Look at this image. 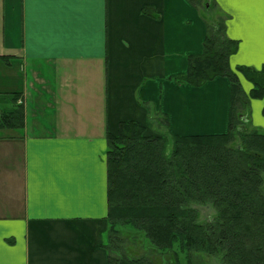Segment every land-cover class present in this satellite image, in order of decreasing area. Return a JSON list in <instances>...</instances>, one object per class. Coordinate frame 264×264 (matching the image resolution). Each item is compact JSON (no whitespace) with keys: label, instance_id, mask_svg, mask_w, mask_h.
Listing matches in <instances>:
<instances>
[{"label":"crops","instance_id":"0c3cea01","mask_svg":"<svg viewBox=\"0 0 264 264\" xmlns=\"http://www.w3.org/2000/svg\"><path fill=\"white\" fill-rule=\"evenodd\" d=\"M214 1L239 43L231 68L262 69L264 4ZM206 34L188 0H0V95L19 96L26 123L0 133V264L109 263L106 136L121 122L166 115L172 135L229 131L227 79H172ZM248 127L264 131V98Z\"/></svg>","mask_w":264,"mask_h":264},{"label":"trees","instance_id":"16d2710c","mask_svg":"<svg viewBox=\"0 0 264 264\" xmlns=\"http://www.w3.org/2000/svg\"><path fill=\"white\" fill-rule=\"evenodd\" d=\"M188 2L207 34L202 52L189 56L187 71L172 79L194 88L227 79L229 131L172 135L160 129L168 117L158 114L147 126L126 121L116 135L107 134L108 264H193V254L222 264H264V131L248 127L251 101L264 98V67L233 70L239 43L227 36L228 16L214 0ZM143 13L156 16L150 7ZM239 75L252 84L249 94ZM19 100L0 95V133L24 130ZM203 207L213 210L206 220Z\"/></svg>","mask_w":264,"mask_h":264},{"label":"rangeland","instance_id":"374dc122","mask_svg":"<svg viewBox=\"0 0 264 264\" xmlns=\"http://www.w3.org/2000/svg\"><path fill=\"white\" fill-rule=\"evenodd\" d=\"M201 210L202 220H206L213 215V210L210 207H203ZM134 254L137 252L133 251ZM160 259L157 258L156 261ZM193 264H222L218 258L210 257L204 254H193ZM181 264H187L185 261H181Z\"/></svg>","mask_w":264,"mask_h":264},{"label":"snow or ice","instance_id":"6c2138e0","mask_svg":"<svg viewBox=\"0 0 264 264\" xmlns=\"http://www.w3.org/2000/svg\"><path fill=\"white\" fill-rule=\"evenodd\" d=\"M262 4H264V0H261Z\"/></svg>","mask_w":264,"mask_h":264}]
</instances>
